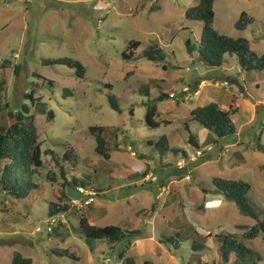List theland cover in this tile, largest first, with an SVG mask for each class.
I'll list each match as a JSON object with an SVG mask.
<instances>
[{
  "label": "rangeland",
  "instance_id": "1",
  "mask_svg": "<svg viewBox=\"0 0 264 264\" xmlns=\"http://www.w3.org/2000/svg\"><path fill=\"white\" fill-rule=\"evenodd\" d=\"M198 3L0 0V57L9 62L0 66V128L10 124V112L31 105L44 160L36 176L40 186L29 198L0 191V264H12L15 251L34 264H122L124 245L88 243L78 231L81 216L92 225L140 230L127 253L136 264H232L222 259L216 237L221 232L234 234L264 258L262 236H244L255 219L216 193L213 184L214 178L248 182V197L264 218V71H244L230 55L220 69L198 62V51L186 47L188 39L199 45L202 36V22L186 18ZM214 10L220 33L245 37L252 50L264 54V0H216ZM243 12L254 22L239 30L235 23ZM131 41L141 42L133 55ZM152 45L166 53L163 62L144 57ZM56 58L80 61L85 78L67 65L43 63ZM146 87L149 96L142 93ZM164 90L175 97L164 98ZM32 92L33 105L27 97ZM110 93L122 112L112 108ZM39 101L46 112L37 109ZM148 102L157 104L156 119L166 123L147 125ZM210 102L234 112L235 134L219 138L191 121L188 112ZM186 121L200 148L188 143ZM91 126L110 128L105 133L109 159L97 152ZM164 136L186 155L159 147ZM69 149L78 157L75 165L73 158L64 161ZM62 170L86 186L79 192L64 188ZM53 204L69 210L51 216ZM177 229L183 232L179 249L164 238ZM203 235L206 248L192 260V244L203 242ZM54 249H68L78 259L53 254Z\"/></svg>",
  "mask_w": 264,
  "mask_h": 264
},
{
  "label": "trees",
  "instance_id": "2",
  "mask_svg": "<svg viewBox=\"0 0 264 264\" xmlns=\"http://www.w3.org/2000/svg\"><path fill=\"white\" fill-rule=\"evenodd\" d=\"M216 0H199V3L190 7L186 12L188 20L202 22V36L199 45H195L188 39L186 42L187 50L192 53L198 51V62L204 67L212 69H220L225 61V56H236L241 68L244 71H264V54H259L252 50L250 42L245 37L232 38L220 33L214 27L215 21V5ZM254 22V18L247 12H243L239 20L235 23V27L239 30H246L249 25ZM140 41H131L128 49L134 54L140 46ZM144 57L150 61L159 63L166 59V53L159 46H150L144 51ZM5 63V62H4ZM1 62L0 66H7ZM46 65L62 64L75 69V73L79 78H85L86 68L78 60L70 58L44 59ZM19 68V66L17 67ZM166 68V66L164 67ZM18 73V69H17ZM111 87V85H109ZM3 84L0 81V90ZM142 93L150 95L148 87L142 90ZM164 98L170 96L164 92ZM32 105L35 102L33 92L27 96ZM108 99L112 108L118 112H122L118 98L110 93ZM38 110L46 112V103L39 101ZM146 123L152 128H157L163 120H157L160 115L157 104L146 103ZM31 105L23 104L17 112H10L11 122L8 126L0 128V191L6 195H11L16 199L29 198L40 184L36 181V176L40 175L44 167L42 142L40 133L36 124L35 115L31 113ZM191 121L198 122L202 127L213 132L217 137L224 138L236 133L237 128L232 118L234 112L221 107L218 102H210L203 106H198L188 112ZM55 117L53 111L48 113V121H52ZM186 121V130L189 132L188 143L200 148L199 142L195 135L191 132L189 122ZM105 126H91L90 131L96 137L97 152L109 159L111 157L110 147L106 140L105 133L109 130ZM159 147L166 150H171L175 154L186 155V150L171 146L168 142V137L164 136L159 142ZM49 151V150H48ZM46 153H53L51 150ZM74 165L78 163V157L73 149H69L64 156V161L72 160ZM57 159V158H55ZM65 177L64 188L66 185L75 191H80V187H85L86 183L80 178L74 177L69 180L65 176V171L62 170ZM53 178V177H52ZM213 184L216 193L223 195L227 200L236 204L239 211L247 216L255 219V224L247 227L244 236L247 239H255L262 236L264 240V218L261 217V212L253 205L248 194L251 190V185L243 180L214 178ZM65 195V193H63ZM68 206L65 204H53L51 208V216L67 212ZM52 229V227H51ZM172 231L164 235L165 241L173 245L175 249H179L183 242L182 230ZM55 234L59 235L58 228L53 229ZM78 231L81 237L85 238L90 244L95 240H106L111 245L123 244L124 248L119 252V258L122 264H136V258L127 256L128 250L134 244L135 238L141 234L140 230L124 229L118 225L97 226L92 225L86 216H81ZM173 232L175 233L173 235ZM217 242L220 243V251L222 259L232 264H261L264 260L263 256L255 252L252 248L241 242L234 234L221 232L216 235ZM203 242L195 240L192 244L193 252L192 260H196L199 251L206 248V237L203 235ZM53 254L59 256H67L78 259L76 254L68 249H54ZM202 256V255H200ZM12 264H34L33 259L24 256L22 253L15 251L12 258ZM151 264V262H146ZM198 264H206L201 261Z\"/></svg>",
  "mask_w": 264,
  "mask_h": 264
},
{
  "label": "built area",
  "instance_id": "3",
  "mask_svg": "<svg viewBox=\"0 0 264 264\" xmlns=\"http://www.w3.org/2000/svg\"><path fill=\"white\" fill-rule=\"evenodd\" d=\"M184 91H186V90H184ZM197 92H198V91H197ZM197 92H196L195 94H197ZM171 97H175L174 93H171V94H170V98H171ZM183 161H184V159H183Z\"/></svg>",
  "mask_w": 264,
  "mask_h": 264
},
{
  "label": "crops",
  "instance_id": "4",
  "mask_svg": "<svg viewBox=\"0 0 264 264\" xmlns=\"http://www.w3.org/2000/svg\"><path fill=\"white\" fill-rule=\"evenodd\" d=\"M165 92H166V94H169L166 90H164ZM163 98H162V96H161V100H162Z\"/></svg>",
  "mask_w": 264,
  "mask_h": 264
}]
</instances>
